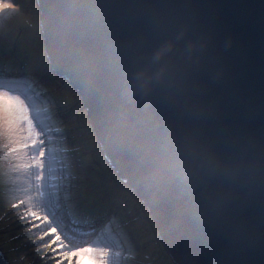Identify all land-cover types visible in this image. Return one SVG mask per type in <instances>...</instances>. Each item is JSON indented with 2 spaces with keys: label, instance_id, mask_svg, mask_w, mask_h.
I'll return each instance as SVG.
<instances>
[{
  "label": "water",
  "instance_id": "95a60500",
  "mask_svg": "<svg viewBox=\"0 0 264 264\" xmlns=\"http://www.w3.org/2000/svg\"><path fill=\"white\" fill-rule=\"evenodd\" d=\"M34 1L50 71L79 97L172 263L264 264V0ZM160 68L167 78L134 94L135 75ZM190 132L250 168L231 182L185 180Z\"/></svg>",
  "mask_w": 264,
  "mask_h": 264
},
{
  "label": "rangeland",
  "instance_id": "374dc122",
  "mask_svg": "<svg viewBox=\"0 0 264 264\" xmlns=\"http://www.w3.org/2000/svg\"><path fill=\"white\" fill-rule=\"evenodd\" d=\"M72 92L49 71L35 1L0 0V252L8 264H75L66 253L95 247L105 264H170ZM108 204L101 221L78 220Z\"/></svg>",
  "mask_w": 264,
  "mask_h": 264
},
{
  "label": "clouds",
  "instance_id": "9594fccd",
  "mask_svg": "<svg viewBox=\"0 0 264 264\" xmlns=\"http://www.w3.org/2000/svg\"><path fill=\"white\" fill-rule=\"evenodd\" d=\"M42 43H43V39H42ZM171 47L172 45H165L164 47L159 49L158 52L156 53L155 60L160 61L161 58L164 57L170 51ZM44 57H45V51H44ZM45 60L47 59L45 58ZM48 67L50 71V66L48 65ZM166 78H167L166 68H160L158 71L152 73H149L147 71H141L137 73L134 77V84H133L134 94L139 93L144 96H147L156 85L163 82ZM179 150H180V156L177 163L179 166L180 173L183 175L185 180L190 182H196L206 179L207 180L220 179L224 182L236 181L240 179L251 166L250 163L244 159H228L221 156L212 146H210L205 141H203L201 137L195 132H190L186 134L184 137H182L179 143ZM120 184L123 185V183ZM153 227H154V223H153ZM158 234L159 233L157 231V236ZM159 242L161 244L160 240ZM167 257H169L168 254Z\"/></svg>",
  "mask_w": 264,
  "mask_h": 264
},
{
  "label": "snow or ice",
  "instance_id": "6c2138e0",
  "mask_svg": "<svg viewBox=\"0 0 264 264\" xmlns=\"http://www.w3.org/2000/svg\"><path fill=\"white\" fill-rule=\"evenodd\" d=\"M65 255L76 257L75 264H82L81 258H84L86 264H105L106 258V253L101 248L95 247H84L78 251L66 253Z\"/></svg>",
  "mask_w": 264,
  "mask_h": 264
},
{
  "label": "trees",
  "instance_id": "16d2710c",
  "mask_svg": "<svg viewBox=\"0 0 264 264\" xmlns=\"http://www.w3.org/2000/svg\"><path fill=\"white\" fill-rule=\"evenodd\" d=\"M72 93H73V92H72ZM115 180H116V183L120 184V182L118 181L117 178H115ZM134 198H135V197H134ZM135 200H136V202H137L140 206H142L141 203H140V201H138V199L135 198ZM142 208H144V207H142ZM110 209H111V208H110V205L108 204V209H106V210H101V211H95V212L91 213V214L88 215V216L81 217V218L78 219V220H82V221L85 222V221H90V220L96 219L97 222H99V221H101L102 218H105L107 211H109ZM144 209H145V208H144ZM145 213H146V215H147L146 210H145ZM147 217H148V215H147ZM148 222H149L148 226L151 227V228H153V229L155 230V228L153 227V223H152L150 217H149V221H148ZM158 246H160V244H158ZM161 246H162V245H161ZM161 246H160V248L162 249L163 247H161ZM162 250H163V249H162ZM163 254H164V258H165V260H169V261H170V264H173L172 261H171V259H169V257H167V254H166L165 250H163Z\"/></svg>",
  "mask_w": 264,
  "mask_h": 264
},
{
  "label": "bare ground",
  "instance_id": "6f19581e",
  "mask_svg": "<svg viewBox=\"0 0 264 264\" xmlns=\"http://www.w3.org/2000/svg\"><path fill=\"white\" fill-rule=\"evenodd\" d=\"M91 229V228H90Z\"/></svg>",
  "mask_w": 264,
  "mask_h": 264
}]
</instances>
